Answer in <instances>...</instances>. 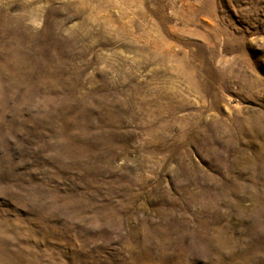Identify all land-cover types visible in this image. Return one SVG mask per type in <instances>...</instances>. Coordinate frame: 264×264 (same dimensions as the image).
Returning <instances> with one entry per match:
<instances>
[{
    "label": "rangeland",
    "instance_id": "rangeland-1",
    "mask_svg": "<svg viewBox=\"0 0 264 264\" xmlns=\"http://www.w3.org/2000/svg\"><path fill=\"white\" fill-rule=\"evenodd\" d=\"M0 264H264V0H0Z\"/></svg>",
    "mask_w": 264,
    "mask_h": 264
},
{
    "label": "bare ground",
    "instance_id": "bare-ground-1",
    "mask_svg": "<svg viewBox=\"0 0 264 264\" xmlns=\"http://www.w3.org/2000/svg\"><path fill=\"white\" fill-rule=\"evenodd\" d=\"M49 13H50V12H49ZM54 13H55V12H54ZM54 13H53V14H54ZM6 25H7V24H6Z\"/></svg>",
    "mask_w": 264,
    "mask_h": 264
}]
</instances>
